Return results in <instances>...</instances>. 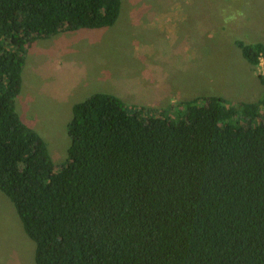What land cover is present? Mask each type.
<instances>
[{"label": "trees", "instance_id": "obj_1", "mask_svg": "<svg viewBox=\"0 0 264 264\" xmlns=\"http://www.w3.org/2000/svg\"><path fill=\"white\" fill-rule=\"evenodd\" d=\"M122 2L0 0V191L36 264H264V95L199 97L170 118L92 94L72 108L59 168L18 113L29 46L113 27ZM235 44L260 65L263 43Z\"/></svg>", "mask_w": 264, "mask_h": 264}, {"label": "rangeland", "instance_id": "obj_2", "mask_svg": "<svg viewBox=\"0 0 264 264\" xmlns=\"http://www.w3.org/2000/svg\"><path fill=\"white\" fill-rule=\"evenodd\" d=\"M164 3L165 0H123L120 15L123 28L60 32L29 46L17 111L48 143L53 165L59 168L69 158L73 106L85 102L92 94L105 92L106 76L119 71L117 65L121 75H129L125 76L127 78L133 75L123 87V83H118L120 92L128 95L125 100L134 96L141 105L148 106L169 98L168 87L171 97L176 96L177 91H185L182 100L169 103L168 99V104L158 109V112L168 109L166 115L170 118H175L177 110L182 111L181 104L190 99L221 96L231 103H241L257 102L263 97L260 76L264 75V58L258 67H253L236 46H233L235 51L231 48L234 40L264 44V0H203L199 3L205 6L199 9L196 6V14L186 10L177 15L179 23L175 20V24L163 28L157 21L164 14ZM173 3L168 2L166 7L171 8ZM211 4H217L216 8L206 10ZM149 7L154 9L148 14ZM215 21L216 27H221L216 32L210 29V34L207 30ZM199 26L204 30L198 31ZM146 29L155 48L152 60L158 69V73H154L155 82H149L145 74L138 77L150 63L145 57L143 34ZM133 32L139 36L140 47L138 41L132 39ZM210 35H216V45L218 40H226L230 48L227 51L215 46L212 50L203 48L197 53L199 59L195 60L193 41L208 43ZM139 52L144 53L142 58ZM164 52L169 57L168 62L159 65L157 57ZM210 52L215 53L213 57ZM178 55L186 58L187 63L178 61L182 60ZM136 57L141 61L137 62ZM183 66L185 70H180ZM65 75H71L74 80L66 79ZM163 75H168L171 85H165ZM223 77L230 81L219 84ZM98 78L105 79L103 85L93 83V79ZM126 104L130 110L135 106L130 101ZM35 251L36 244L26 234L15 206L0 191V264H36Z\"/></svg>", "mask_w": 264, "mask_h": 264}, {"label": "crops", "instance_id": "obj_3", "mask_svg": "<svg viewBox=\"0 0 264 264\" xmlns=\"http://www.w3.org/2000/svg\"><path fill=\"white\" fill-rule=\"evenodd\" d=\"M172 1H174V3ZM201 1H203V0H199V2H201ZM168 2L173 3L174 6H172L171 8H167L166 5H167ZM199 2H197V0H193L191 2L188 1V0H165L164 6H163V9H162V13H164V14H162V18H160L157 22L158 23H161V26L163 28L167 27V24H175V20L177 21V18H176L177 15H181L182 12H184L186 10H189V11H191V13L194 12L196 14L197 10L200 7H204L205 6L204 3H199ZM211 5L212 6H210L208 8L205 7L206 10L213 11L214 8H216V5L217 4H211ZM196 6H197L198 9H196ZM153 9H154V7L152 9H151V7H149L148 14H149V12H152ZM113 27L114 28H117V27L123 28V25L121 24V19L120 18H119L118 22ZM220 27L221 26L216 27V21H215L208 28L207 32H210V34H212L213 29L216 32V29H219ZM128 29H129V31H131L130 28H128ZM210 29L212 31H210ZM202 30H204V27L199 26L198 27V31H202ZM146 31H147V29L145 30V32L143 34V38H144V40L146 42V46H145V57H146L147 61L150 62V63H148L149 64L148 69L149 68L150 69L148 70L147 67H146V69H144L141 72V75H138V77L141 78V76H143L142 74H145V76L147 77V79H148L149 82H153V81L155 82L156 79H157L156 78L157 75H154V73L155 72L158 73L157 67L154 64H152V60L154 59L155 48L151 44L152 41L149 39V35L147 36V32ZM185 33H186V31L184 30V34ZM132 39L137 40L138 41V47H140L138 34H136V33L133 32ZM209 39L211 41L208 42V43H205V42H203L201 40H199V42L193 41L192 45H193V47H196V52L194 54V59L195 60L199 59V56H198L197 53L201 49H203V48H210V50H212L213 49L212 47L215 46L216 48H221V49H224L225 48V51H227L230 48V46H231L230 43L225 40V38H224L225 42L218 40L217 45H216V35L215 36L214 35H210V38ZM236 41L237 40H234L233 42L235 43ZM127 45H130V44H127ZM233 46H236V44L233 45V43H232V48H231V49H233L235 51V49H234L235 47H233ZM204 53L206 54V52H204ZM143 54L141 52H139V57H141ZM210 54L212 55L211 57H213V54H215V53L210 52ZM165 57H166L165 56V52L160 57H157V59L159 61V65H162V64H165V63L168 62L169 57H166V58ZM178 57H181L182 58V60L180 59L178 61L183 62L185 64L187 63L186 58H184L181 55H178ZM138 61H141V60L139 58H137V62ZM116 67L119 69V71H115L114 75L110 72L109 75L106 76V78H107V80H106V82H107V88H106L105 92H100V93H109V92H111L109 94L115 95V96L121 98L125 102L126 101H130V102H132V104H135L136 106H142V107H145V108H155V109L162 108L163 107L162 106L163 104H166V103L168 104V99H170V101H169V103H170V102H172V100H174V101H176L178 99H181L182 100L183 97L186 96L185 91L182 92L180 90V91H177L176 96L173 94V96L171 97V89H170V87H168V94L170 95V97L169 98L166 97V99L160 101L157 104L156 103H153V104L148 105V106H143V105L140 104L141 102H137V98L134 97V96H130L129 99H126L125 100L124 98L125 97H128V95H123L120 92V89L118 88L120 86L118 85V83H123V85H122V87H123L125 85L126 80L132 79L133 75L130 78H127V77H129V75H121L122 72L120 70L119 65H117ZM159 68H160V66H159ZM182 69L185 70V66H183V67L180 68V70H182ZM250 70H252V69H250ZM65 76H66V79L71 78L72 80H74V78L71 75H65ZM125 76H127V77H125ZM61 78L63 79L64 77L62 76ZM139 78H137V80H139ZM104 80L105 79H101V78L93 79V83H98L100 85H103ZM163 81L165 82V85L166 86L171 85V84L168 83V75H163ZM229 81H230L229 78L223 77L222 79H220L219 84L220 83L223 84V83H226V82H229ZM219 84H216V85H219ZM164 88L166 90L167 87L164 86ZM190 100H192V99H190ZM186 101H188V100H186ZM30 117H31V115H30Z\"/></svg>", "mask_w": 264, "mask_h": 264}]
</instances>
